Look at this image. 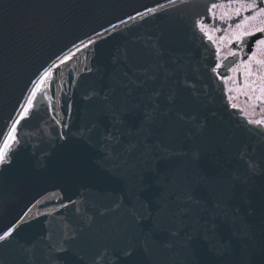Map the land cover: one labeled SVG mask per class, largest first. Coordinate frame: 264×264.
Returning a JSON list of instances; mask_svg holds the SVG:
<instances>
[{
    "label": "water",
    "instance_id": "obj_1",
    "mask_svg": "<svg viewBox=\"0 0 264 264\" xmlns=\"http://www.w3.org/2000/svg\"><path fill=\"white\" fill-rule=\"evenodd\" d=\"M211 1L0 0V264H264V132L210 72ZM97 33L58 123L41 83L21 116Z\"/></svg>",
    "mask_w": 264,
    "mask_h": 264
},
{
    "label": "flooded vegetation",
    "instance_id": "obj_2",
    "mask_svg": "<svg viewBox=\"0 0 264 264\" xmlns=\"http://www.w3.org/2000/svg\"><path fill=\"white\" fill-rule=\"evenodd\" d=\"M195 24L227 100L237 99L238 114L264 128V0H212Z\"/></svg>",
    "mask_w": 264,
    "mask_h": 264
},
{
    "label": "bare ground",
    "instance_id": "obj_3",
    "mask_svg": "<svg viewBox=\"0 0 264 264\" xmlns=\"http://www.w3.org/2000/svg\"><path fill=\"white\" fill-rule=\"evenodd\" d=\"M98 36L97 34H94L93 36H87L83 40L79 41L75 44L74 47L68 48L65 50L64 53H62L60 56L55 58L52 63L47 66L44 70H42L41 74L37 77V79L33 82V85L31 86L30 90L26 93V98L24 101H22V111L21 116L27 115V111L30 110L31 104L30 100H32V97L38 88V86L41 83V90L40 93H43L45 95V102L48 103L49 106V112L52 114V116H55L56 122L58 123V120L61 118L60 114L58 113V109L60 108V104L57 103L59 99V89L61 83L65 82V79L67 77L66 71L70 70L74 72V75L78 73L80 70H85L86 68H83V65H86L88 67V58L91 55V44L93 39ZM85 51V52H84ZM212 54V49H211ZM86 55V56H85ZM213 62L211 67V73L215 74V70L213 69ZM216 75V74H215ZM64 81V82H63ZM51 85L53 86V96L49 95L48 89H50ZM66 85V82H65ZM60 196L58 189L54 188L51 191H46L41 195V198H37L36 201L32 202V204L26 209V211L23 212L22 218L25 219L28 218L31 215L33 216L35 213L43 212L42 210H52V208H55L59 205L58 201H52L51 204H45L42 205V202L46 199H54L58 198ZM38 203V205H37ZM40 204V205H39Z\"/></svg>",
    "mask_w": 264,
    "mask_h": 264
},
{
    "label": "rangeland",
    "instance_id": "obj_4",
    "mask_svg": "<svg viewBox=\"0 0 264 264\" xmlns=\"http://www.w3.org/2000/svg\"><path fill=\"white\" fill-rule=\"evenodd\" d=\"M84 52H85V51H84ZM85 56H86V55H85ZM83 68H86V65H83V67H82L81 69H83ZM63 82H64V81H63ZM60 86H61V87H60V89H59V93H62V92H64V91H63L62 83H61ZM235 89H237V88L235 87ZM235 92H237V90H235ZM65 94H67V93L65 92ZM226 99H227V98H226ZM227 101L229 102V104L226 102V103L228 104V107H229V108H230V107L233 108V106H238V107L240 106V105L237 103V101H238L237 99H236V100H233V99L230 98V101H229V100H227ZM237 113H238V112H237ZM239 116H240V114H239ZM241 116H242V115H241ZM241 116H240V117H241ZM242 117H243V116H242Z\"/></svg>",
    "mask_w": 264,
    "mask_h": 264
},
{
    "label": "snow or ice",
    "instance_id": "obj_5",
    "mask_svg": "<svg viewBox=\"0 0 264 264\" xmlns=\"http://www.w3.org/2000/svg\"><path fill=\"white\" fill-rule=\"evenodd\" d=\"M5 235H7V233H5ZM0 239H3V236H0Z\"/></svg>",
    "mask_w": 264,
    "mask_h": 264
}]
</instances>
